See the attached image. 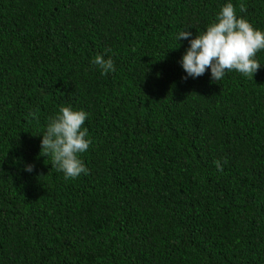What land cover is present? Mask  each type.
<instances>
[{"label": "trees", "instance_id": "obj_1", "mask_svg": "<svg viewBox=\"0 0 264 264\" xmlns=\"http://www.w3.org/2000/svg\"><path fill=\"white\" fill-rule=\"evenodd\" d=\"M226 3L264 31V0H0V264H264V50L253 79L179 63ZM63 106L68 180L39 155Z\"/></svg>", "mask_w": 264, "mask_h": 264}, {"label": "clouds", "instance_id": "obj_2", "mask_svg": "<svg viewBox=\"0 0 264 264\" xmlns=\"http://www.w3.org/2000/svg\"><path fill=\"white\" fill-rule=\"evenodd\" d=\"M240 11H246L243 3ZM192 33L181 30L176 40H188L189 47L185 50L179 63L186 73L183 77L197 78L210 70L212 81H220L226 72H238L242 76L253 79L261 64L256 54L264 50V31L236 14L232 3L224 4L214 22L206 30L189 39ZM92 63L96 65L101 75L115 71L111 58L97 54ZM29 116L36 118L35 112ZM88 114L83 110H73L70 106L59 108L58 113L49 119L46 130L41 135L39 155L51 157V166L63 173L65 180L76 179L81 174L87 175L89 170L80 159V154L86 152L91 144L87 139V130L83 127ZM217 171H223L221 161H213ZM224 163H227L225 160ZM25 170L31 172L32 165H26Z\"/></svg>", "mask_w": 264, "mask_h": 264}]
</instances>
